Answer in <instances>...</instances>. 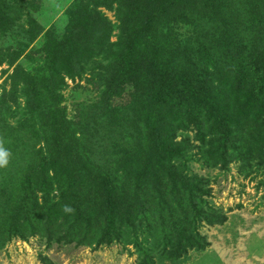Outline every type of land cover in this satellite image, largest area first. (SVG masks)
I'll use <instances>...</instances> for the list:
<instances>
[{
    "label": "trees",
    "instance_id": "obj_1",
    "mask_svg": "<svg viewBox=\"0 0 264 264\" xmlns=\"http://www.w3.org/2000/svg\"><path fill=\"white\" fill-rule=\"evenodd\" d=\"M244 1L247 3L245 11L254 6L257 12L247 17L246 29H251L249 32L256 35L259 31L257 18H262L261 34L264 39V0L238 2ZM40 2L0 0V38L7 36L12 29L20 28L22 39L15 49L0 48V66L7 64L10 68L14 67L10 90L5 89L0 96V113L11 112L10 103L17 105L18 111L19 99L25 101L23 117L16 121V126L9 125L6 134L1 129L0 135L8 141L9 150L4 151L0 147V159L7 156L11 162H8L9 168H3L9 170L5 172L2 167L6 162L0 161V193L10 187L12 175L19 174V180H15L21 183L24 202L21 206L10 203L12 212L18 208L19 212L23 209V212H32L35 223L39 220L36 212L41 211L43 215L32 229L25 228V221L19 215L15 216L9 220L8 226L0 227V234L6 233L9 240H25L28 229L35 234L41 231H37L38 228L43 229V235L46 233L50 239L52 228L62 213V226L72 216L75 221L88 224L92 217H96L95 206L88 203V207L83 208L85 202L78 200L81 191L88 189L90 171L88 168L85 170V164L80 161L83 154L74 149L75 141L72 145L71 139L78 132L61 107V91L67 86L66 78L74 81L97 68L104 74H110V80L118 82V86L132 85L131 110L127 105L124 109L133 116L135 133L138 129L141 136L151 139L159 150L158 165L164 160L171 162L178 156L179 159L183 157L186 149L184 146L181 149L183 143L174 144L175 134L179 130L187 131L191 126L196 128L203 147L206 144L204 135L207 133L210 137V155L214 166L220 163L221 168L226 169L231 161L230 152L237 145H242L257 157L260 165H264V40L261 47H256L259 38L252 40L250 49L240 52V63L233 68L215 66V72L209 73V63L205 62L206 66L201 71L200 65L195 62L194 47L187 38L181 41L175 29L180 25H192L194 19H198L200 24H209L217 23L220 17V23L223 20L222 11L234 6L233 0H76L68 12L65 34L58 37L54 31H47L43 46L32 49L31 45L43 33V27L30 17L27 28L16 25L20 22L16 11L19 7L22 9L23 4L27 10H37ZM101 9L114 12L118 24L109 21ZM197 12L200 18H195ZM252 25L258 26L252 29ZM222 29L221 26L223 39L220 42L226 44L228 37ZM115 31H118L117 40L111 42ZM22 57L36 64L32 71L18 64ZM104 93L105 108H111L109 112L112 114L113 97L120 94L109 86ZM140 123H143L144 130L138 128ZM38 126L45 135L52 136L54 153L48 152L44 159L39 155L35 164L27 165V159H23L21 166L26 163V168L19 167L17 158L21 154L36 151L35 145H30L33 143L30 134L39 132ZM174 145L178 150H174ZM124 159L130 165L131 161L138 162L139 157L130 154ZM129 173L132 177V172ZM163 179V176L160 180L156 178L153 187L149 183L154 192L157 191L155 183L159 184ZM170 179V196L173 197L170 198V206L174 204L175 207L171 208L184 217L175 224L164 225L170 229L164 241L165 252L155 241L144 248L140 240L134 239L141 264H154L151 257L154 252L160 251L161 258L168 254L173 259L186 254L188 249H198L202 240L196 225L202 221L210 224H224L226 221L225 217L220 218L213 212L201 214L200 208H196L192 216L178 200L179 196L190 195L194 197L190 200L194 208L196 200L203 203V199L196 195L208 194L202 188L203 181L194 185L179 170ZM113 180L102 174L96 176L94 193L101 196L109 189L115 192ZM54 187L60 194V201L40 206L35 200L36 194L50 193ZM148 199L155 201L156 197L149 195ZM166 199L163 197L158 202H169ZM27 203H30V208ZM111 206L113 208H107L102 220L104 231L101 242L109 243L113 236H117L115 221L118 207Z\"/></svg>",
    "mask_w": 264,
    "mask_h": 264
},
{
    "label": "rangeland",
    "instance_id": "obj_2",
    "mask_svg": "<svg viewBox=\"0 0 264 264\" xmlns=\"http://www.w3.org/2000/svg\"><path fill=\"white\" fill-rule=\"evenodd\" d=\"M238 1L233 0L234 6L222 11L223 20L221 19L220 23V17L217 23L209 24H200L198 19H194L192 25L175 27L180 40L187 38L189 44L194 47L197 60L195 62L200 65L201 71L206 66L205 62L209 63V66L207 65L209 73L215 72V66L233 68L235 64L240 63L238 59L240 52L244 53L250 49V43L255 38L260 40L256 47L262 46L264 40L263 33L261 34L262 18H257L259 31L253 35L249 32L251 29H246L245 23L256 10L252 6L253 8L249 7L245 11L247 3ZM75 3L76 0H41L37 10H27L23 4L22 9L19 7L16 11L20 21L16 25H24L27 28L29 17L36 20L44 31L31 48L40 49L46 40L45 32L54 31L58 37L65 34L68 12ZM101 11L109 21L118 24L114 12L105 9ZM195 18H200L199 12ZM221 26L228 37L226 44L220 42L223 39ZM255 26L252 25V29ZM20 30L12 29L11 33L0 38V48H17L22 40L19 36ZM117 34L118 31H115L111 42L117 40ZM18 64L27 71H32L36 66L27 57L20 58ZM13 71L14 67L10 68L7 64L0 66V96L5 89L10 90ZM107 74L97 68L74 81L66 78L67 86L61 91L63 97L61 107L66 110L68 121L76 126L78 132L76 137L71 139L72 145L75 141L74 149L83 154L80 161L85 164V170L88 168L90 171L88 189L81 191L82 195L78 200L80 203L85 202L86 206L83 208H87L88 203L95 206L96 217H92L88 224L75 221L72 216L62 226V213L58 217V223L52 228L50 239L46 233L43 235V229L37 228V231H41L33 234L30 229L38 224L43 215L41 211L36 212L39 220L35 223L32 212H23L24 209L19 212V208L15 211L13 209L12 212L13 207H10V203L21 206L24 202L21 183L16 182L19 180V174L12 175L10 187L0 193V227L8 226L9 220L19 215L25 221V228L30 229L25 240L20 238L9 240L6 233L0 234V264H141L140 255L133 244L135 238L140 240V244H144V248L155 241L159 249L165 252L164 241L170 229L164 225L175 224L178 219L184 217L171 208L175 207L174 204L170 206L172 203L170 176L178 174V170L194 185L203 181L202 188L208 193L206 196L196 194L203 199V203L196 200L195 208L190 202L193 196H179L178 200L182 202L183 208L192 216L196 208H200L201 214L213 212L219 214L220 218L225 217L226 221L224 224L202 221L196 225L202 240L198 249H188L186 254L173 259H170L168 254L161 258L160 251L154 252L151 256L153 263L264 264V165L261 166L257 157L242 145H237L236 149L230 152L231 161L226 169H222L220 163L214 166V159L210 155L212 150V146L209 145L210 137L207 133L204 135L206 144L203 147L194 126L187 131L179 130L175 134L174 144L183 143L180 147L182 149L184 146L186 149L183 157L179 159L178 156L171 162L164 160L158 165L159 150L151 139L142 137L138 129H136L138 135L135 133L133 116L128 115L124 109L127 105L128 110H131L132 85L118 86L119 83L111 81L112 76ZM108 86L120 94L113 97L112 114L109 112L111 108L108 110L104 104L106 99L104 90ZM24 102L23 99H19L18 111L17 105L10 103L8 106L11 112L0 113V133L2 129L6 134L8 126L15 127L16 121L23 117ZM11 115L14 117H10ZM138 128L144 130L143 123H140ZM50 137L52 136L45 135L41 128L39 132L30 134L33 142L30 145H35L36 151L24 152L17 158L18 163H14L26 168V163L28 165L38 162L39 155L44 159L48 152L54 153L55 142ZM6 142L8 141L2 139L0 135V147L4 151L9 150ZM173 147L174 150H178L175 145ZM130 154L138 155L139 159L138 162L131 161L130 165H127L124 158ZM23 159H27V162L21 166L24 163ZM0 161L6 162L4 167L1 166L2 171H5L3 168L8 167L10 157L2 156ZM129 172H132V177ZM101 174L114 179L115 192L112 193L113 190L109 189L101 196L94 193L96 183L94 179ZM161 176L164 179L159 184L155 183L157 191L154 192L149 183L153 187L156 178L160 180ZM149 195H154L155 201L149 200ZM163 197H167L166 201L169 202H158ZM35 200L40 206L48 205L60 201V194L54 187L50 193L36 194ZM27 204L30 208V203ZM112 204L118 207L115 221L117 236H113L109 243L101 242L104 231L102 220L107 208H113Z\"/></svg>",
    "mask_w": 264,
    "mask_h": 264
}]
</instances>
